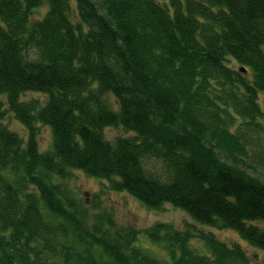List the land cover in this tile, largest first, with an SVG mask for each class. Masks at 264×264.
<instances>
[{
    "label": "trees",
    "instance_id": "obj_1",
    "mask_svg": "<svg viewBox=\"0 0 264 264\" xmlns=\"http://www.w3.org/2000/svg\"><path fill=\"white\" fill-rule=\"evenodd\" d=\"M261 94L264 0H0V264H249L238 244L165 224L146 233L160 259L69 181L81 172L264 252V176L249 172L264 168Z\"/></svg>",
    "mask_w": 264,
    "mask_h": 264
},
{
    "label": "rangeland",
    "instance_id": "obj_2",
    "mask_svg": "<svg viewBox=\"0 0 264 264\" xmlns=\"http://www.w3.org/2000/svg\"><path fill=\"white\" fill-rule=\"evenodd\" d=\"M229 65L236 70L241 68L235 61H231ZM22 100H38L44 102L45 96L38 93H26L22 96ZM260 102L264 106V94L260 95ZM0 103H6L4 97L0 98ZM4 123L23 140L28 139V131L12 114L7 115ZM36 133L39 150L41 152L48 151L52 145L51 129L47 126L38 125ZM120 135H123V132L120 130H106V136L110 140ZM249 164L251 166L249 172L256 176H264L263 167L257 166L252 162H249ZM148 168H151L153 171L155 169L160 170V166L156 162H152L148 165ZM69 184L88 207L96 199V196H98L102 206L113 211L117 226H130L135 228L139 232V244L160 259L167 258L165 251L151 244L147 239L146 233L157 224H165L179 231L190 230L196 236L213 233L218 240L228 245L238 244L241 246L249 258V264H264V252L244 242L235 232L230 230L217 231L203 226L192 220L184 211L176 209L171 205L166 204L159 210L149 209L126 193L110 191L106 182L87 177L85 174L77 171L73 172ZM196 242L195 244H197Z\"/></svg>",
    "mask_w": 264,
    "mask_h": 264
},
{
    "label": "water",
    "instance_id": "obj_3",
    "mask_svg": "<svg viewBox=\"0 0 264 264\" xmlns=\"http://www.w3.org/2000/svg\"><path fill=\"white\" fill-rule=\"evenodd\" d=\"M239 71H240V72H243V73L246 72L245 69H244L243 67L239 68Z\"/></svg>",
    "mask_w": 264,
    "mask_h": 264
}]
</instances>
